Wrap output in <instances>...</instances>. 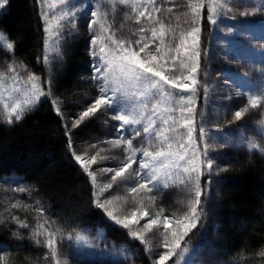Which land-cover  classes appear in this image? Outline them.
I'll return each instance as SVG.
<instances>
[{
    "label": "trees",
    "instance_id": "obj_1",
    "mask_svg": "<svg viewBox=\"0 0 264 264\" xmlns=\"http://www.w3.org/2000/svg\"><path fill=\"white\" fill-rule=\"evenodd\" d=\"M41 9L40 0H6L0 12V32L14 44V54L0 46V70L15 60L19 71L40 78L44 91H49L51 81V95L42 97L20 121L8 124L0 120V264H36L40 260L54 264L48 249L30 238L38 219L49 231L60 230L64 238L58 247L61 259L66 258L68 264H154L157 256L146 251L150 247L147 242L133 239L128 230L111 223L95 207V187L73 159L66 131L71 132L73 150L74 135L81 139L95 132L94 119L75 132L63 113L58 115L53 108L56 97L69 105L73 100L80 101L81 93L91 84L87 22L78 28L77 36H65L63 59L52 79L43 62ZM101 9L108 11V22L117 36H129L130 29L137 27L134 21L125 20V13L131 12L129 7L117 3L114 12L107 4ZM176 12L174 8L171 13L174 16ZM153 15L160 18L161 13ZM204 16L201 52L206 54L202 55L198 80L209 84L214 26L207 21L206 10ZM206 105L201 88L194 137L200 127L205 128L206 138L198 143L201 150L205 142L210 145L213 169L201 178L206 192L201 201L202 219L181 242L192 250L186 257L187 264H264V154L247 147L221 150L214 145L209 138L213 127ZM21 187L29 190L21 192ZM38 203L42 214L37 211ZM13 204L20 206L12 208ZM11 216L29 227H19ZM76 233L86 236L89 243L76 244ZM69 234L73 240L67 239ZM177 259L173 257L168 264H176Z\"/></svg>",
    "mask_w": 264,
    "mask_h": 264
},
{
    "label": "snow or ice",
    "instance_id": "obj_2",
    "mask_svg": "<svg viewBox=\"0 0 264 264\" xmlns=\"http://www.w3.org/2000/svg\"><path fill=\"white\" fill-rule=\"evenodd\" d=\"M40 3L51 7L48 0H40ZM59 3L63 10L54 18L55 24L52 23L53 18H50L49 12L41 9L45 33L43 62L49 63L50 52L54 51L59 55V38L64 35V29L69 27L74 30L77 17L81 14L88 15L90 18L87 24L92 33V79L98 86L99 94L75 120L72 127H78L98 112L111 110L114 113L112 119L118 122L116 132L120 136L109 143L113 147L122 148L125 154L117 167L100 169L101 172L112 174L111 182L96 188L94 205L106 214L111 223L128 230L133 239H139L141 242H145V232H152L154 228L159 232L162 228L163 251L157 254L154 264H168L173 257L178 258L176 264H181V261L187 264L186 257L192 250L186 244L182 246L181 242L198 227L202 219L201 201L206 192L202 188L201 178L206 172L210 174L213 169V160L209 157L210 145L205 142L201 150L198 143V140L206 138L205 128L200 127L198 136L194 137L199 91L203 88L205 101L210 92L208 84H201L198 80L202 55L206 54L201 52L202 21L206 10L207 21L216 26L220 23L221 16L227 17L233 9L228 7V0H187L184 6L187 11L183 13L187 27L172 28L157 15H153L164 11L158 6L157 0H106L113 12L117 3L129 7L131 12L125 13V20L134 21L137 25L130 29L129 36H117L108 22V11L102 10L99 3L88 8L70 7V0H59ZM4 7L5 3L0 0V9ZM176 7L179 8L180 5ZM167 11L171 13L172 8ZM257 13H264V0H259L251 8H245L239 15L249 17ZM232 18L235 19V15ZM228 31L233 29L229 28ZM132 36L138 38L132 39ZM52 37L57 38L55 47L50 44ZM0 46L14 54V44L2 32ZM15 63L13 60L6 66V71H0V106L8 124L20 121L42 97L51 95V81L48 82L49 91L46 92L39 77L28 74L25 80ZM52 104L55 112L61 115L58 102L53 100ZM248 105L253 109L264 105V94H250ZM247 111V107L235 111L234 120L242 119ZM125 131L131 133V138L124 135ZM65 135L69 138V148L74 161L90 178L94 187L97 186L96 173L90 168L99 163V153L82 158L72 150L70 130L66 131ZM136 138H140L139 147L133 143ZM245 143L250 151L264 152V147L256 142L246 140ZM92 147L95 148L96 145ZM111 159L115 160L116 157ZM118 178L121 183L134 185L127 189L133 194V210L130 217L121 218L120 215L114 214V209H110L113 200L119 197L102 199L103 192L111 189ZM170 186H181L188 193V212L183 218L173 221L168 215H163V209L157 214V218H148L147 211L135 207L141 203L136 199V194L158 193ZM28 190L26 187L19 188L21 192ZM149 199L154 202L155 196H149ZM19 206L13 204L12 208ZM142 207L141 204V209ZM37 211L41 214L44 211L39 203ZM161 215L162 220L159 218ZM145 218L148 219L142 228L133 231L132 226L140 224ZM11 219L21 228L29 227L18 217L11 216ZM172 224L175 227H170ZM59 233V229L49 231L38 219L30 238L37 245L43 244L48 249L54 264H68L66 258L61 259L62 253L58 244L64 237ZM67 239L73 240V236L69 234ZM74 239L76 244L89 243L88 238L81 233H76ZM146 251L151 255L153 249L149 247ZM47 258L46 256L45 259Z\"/></svg>",
    "mask_w": 264,
    "mask_h": 264
},
{
    "label": "rangeland",
    "instance_id": "obj_3",
    "mask_svg": "<svg viewBox=\"0 0 264 264\" xmlns=\"http://www.w3.org/2000/svg\"><path fill=\"white\" fill-rule=\"evenodd\" d=\"M3 2L6 6V0H3ZM159 2L158 6H161L165 13H161L159 19L172 28L187 27V24L184 22L186 18L183 16V13L187 11L186 7H184L187 4V0H170V2L169 0H159ZM257 2L259 0H228V7L233 9V12L227 17L221 16L220 23L214 26L208 72L210 92L207 99L206 111L209 113V123L213 127V132L209 134V138L221 150L230 146L246 148V140H251L264 147V105L255 109L248 105V96L250 94H264V13H257L255 16L249 17H241L239 15V12H243L245 8L255 6ZM96 3H99L101 8H103L106 0H70L69 6L88 8L90 5ZM40 5L41 8L49 12L50 18H53L52 23L55 24L54 18L63 10L59 0H48V5L51 7H46L41 3ZM176 5H180V7L178 8ZM4 8L0 9V12ZM168 8H175L176 14L173 16L172 13L167 12ZM233 15H235V19L232 18ZM89 18L88 15L81 14L77 17L76 28L74 30L69 27L64 29V35L59 38V55L54 51L49 53L50 61L46 66L50 78L53 79L55 77L53 74L54 70L60 68L63 59V49L65 48V36H77L79 32L78 28L82 24L84 25ZM229 28H232L233 31L229 32ZM85 32L91 38L92 33L89 27L85 28ZM56 39V37H52L50 40V44L53 47L56 46ZM91 60L93 64L92 57ZM92 64L90 74L88 75L91 84L88 90H84L81 93L82 101L73 100L69 105V103L64 104L62 99L56 97L60 112L63 113L67 124L75 132L87 120L91 119H86L76 128L72 127L75 120L79 118L80 114L99 94L98 86L92 79ZM4 68L6 67H3L0 71H6ZM19 72L26 80L28 73ZM5 94L7 95V93ZM71 105L74 106L70 110ZM245 107L248 108V111L244 117L240 120H234L235 111ZM2 112L3 109L0 106V120L5 121ZM113 115L114 113L111 110L98 112L92 117L97 126L94 133H90L81 139L78 136H73V150H75L76 154L81 155L82 158H89L91 155L99 153L97 156L99 163L92 165L90 168L97 176L98 184L95 186V193L97 187L111 182L112 174L101 172L100 169L117 167L125 155L122 148L113 147L109 143V141L118 139L120 136L116 132L118 122L112 119ZM124 135L131 138V133L128 131H125ZM133 143L139 147L140 138H136ZM92 145H96V147L93 148ZM261 153L264 154V152ZM113 156L116 157L115 160L111 159ZM101 157H108V159L102 160ZM132 186L134 185L131 183H121L118 178L113 183L111 189L103 192V200L119 197V199L113 200L110 209H114V214L120 215L121 218L131 216L133 194L129 193L127 189ZM149 196H155V201H151ZM136 199L141 203L136 204L135 207L139 210L147 211L149 213L148 218H157V214L161 212V209H163V215H168L173 221L183 218L188 212L186 206L188 193L181 186L163 188L158 193H138L136 194ZM141 204L143 206L142 209ZM148 218L141 220L138 225L134 224L132 230H140ZM159 218L162 220V215ZM170 227H175V225L172 224ZM144 235L145 242L153 249L152 254L157 256L160 251H163L162 228L159 232L154 228L152 232H145ZM98 236L101 239V233H98ZM36 264H45V262L40 260Z\"/></svg>",
    "mask_w": 264,
    "mask_h": 264
}]
</instances>
